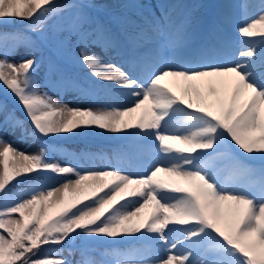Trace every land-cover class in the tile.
<instances>
[{
  "label": "snow or ice",
  "instance_id": "snow-or-ice-1",
  "mask_svg": "<svg viewBox=\"0 0 264 264\" xmlns=\"http://www.w3.org/2000/svg\"><path fill=\"white\" fill-rule=\"evenodd\" d=\"M197 7L0 0V23L22 24L0 31V85L24 113L0 102V129L38 145L0 136V264H264V0H225L207 24ZM69 134L128 151L62 163L49 142Z\"/></svg>",
  "mask_w": 264,
  "mask_h": 264
},
{
  "label": "rangeland",
  "instance_id": "rangeland-1",
  "mask_svg": "<svg viewBox=\"0 0 264 264\" xmlns=\"http://www.w3.org/2000/svg\"><path fill=\"white\" fill-rule=\"evenodd\" d=\"M155 2H157V3L166 2V0H155ZM234 2H235V0H234ZM169 3H171V2H169ZM223 3H225V0L219 1V5H221ZM193 5H205V7H197V8H193V10H192V15H193L194 19L201 21L202 20L201 13L203 12L204 17H206L205 13L206 14L208 13L209 1L194 0ZM4 21H8V20H4ZM15 22H18V21H15ZM0 31H4V30L0 29ZM22 51H23V49H21V52ZM10 59H14V58H10ZM2 89H4V88H2ZM45 90L48 91L47 89H45ZM177 92H179L178 89H177ZM49 94L52 95L55 99H62V101L64 103H67L73 107H101L106 102L103 97L86 98V97L76 96L72 93L64 94V93H58L56 91H50ZM113 101L115 103H118V104H126V103H128L129 98L126 96L125 97H114ZM0 102H1V100H0ZM15 106H19V105L16 104L12 108H15ZM8 107L10 108V106H8ZM16 115L22 119V117L20 115H18L17 113H16ZM0 136H3L4 140L11 142L12 145L19 150L30 152V153L37 151V148H38L37 144L32 142L31 139L22 138L19 131L13 132L11 130L0 129ZM88 138H90V139H105L107 141L113 142L115 145H117L120 148V150L119 151H113L111 149L106 148L105 146L84 145V144H79V143L73 144L72 147L75 149L86 148L87 149L86 152L94 154V159L92 161L80 162V167H82V168L101 167L105 163H107L108 160H111L113 163H115L117 156L124 157L127 154V151H128L127 143L128 142L126 140L122 139L121 137L113 135V134H105V135L87 134V135H80V136H75V137H73L69 134L67 136H62V137H59L57 139L82 140V139H88ZM68 152H70V151L68 150ZM54 158L57 160H60L63 163L64 158H65V153L59 152V154L55 155ZM130 170L136 171L135 168H131ZM41 182H43V181L37 180V179L28 181L25 184L20 185L18 190L24 192L28 189V187L30 185L36 184V183H41ZM77 258H78V255H77Z\"/></svg>",
  "mask_w": 264,
  "mask_h": 264
}]
</instances>
